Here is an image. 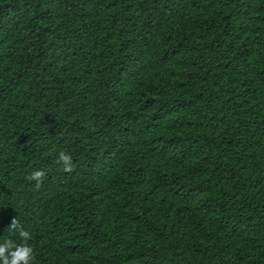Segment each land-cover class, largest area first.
Here are the masks:
<instances>
[{
	"label": "trees",
	"instance_id": "16d2710c",
	"mask_svg": "<svg viewBox=\"0 0 264 264\" xmlns=\"http://www.w3.org/2000/svg\"><path fill=\"white\" fill-rule=\"evenodd\" d=\"M14 217L33 264H264V0H0Z\"/></svg>",
	"mask_w": 264,
	"mask_h": 264
},
{
	"label": "clouds",
	"instance_id": "9594fccd",
	"mask_svg": "<svg viewBox=\"0 0 264 264\" xmlns=\"http://www.w3.org/2000/svg\"><path fill=\"white\" fill-rule=\"evenodd\" d=\"M56 162L63 166L65 172L71 173L75 170L72 156L65 151L59 152ZM45 177L46 173L43 170H36L31 172L26 178L29 181H36V187L39 188ZM8 228L18 232L23 243L17 244L12 240L0 243V264H33L35 258L34 249L28 244V241L32 239L30 232L20 225L16 217L11 220Z\"/></svg>",
	"mask_w": 264,
	"mask_h": 264
}]
</instances>
